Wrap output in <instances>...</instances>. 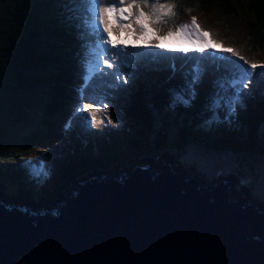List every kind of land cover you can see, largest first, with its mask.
Wrapping results in <instances>:
<instances>
[{
	"label": "trees",
	"instance_id": "obj_1",
	"mask_svg": "<svg viewBox=\"0 0 264 264\" xmlns=\"http://www.w3.org/2000/svg\"><path fill=\"white\" fill-rule=\"evenodd\" d=\"M162 1L175 5V16L152 25L157 35L195 17L200 29L211 33L209 42L222 38L252 56L255 61L249 63L238 59L247 67L264 65V0ZM91 40L78 0H0V191L11 200L49 207L88 175L121 172L142 158L169 154L175 164L183 155L182 166L174 165L193 169L199 180L206 178L194 167L218 163L215 175L219 171L224 178L246 179L252 191L247 197L255 202L252 184L264 186V87L255 75L254 83L242 89L248 95L242 96L236 114L229 116L225 96L234 91L229 73L215 74L209 60L202 65L200 81L189 87L200 63L191 58L209 52H164L172 59L144 56L134 67H125L128 83L119 80V88L105 90L108 108L96 114L95 127L80 121L68 127L77 115L92 123L88 113L76 112L94 99L82 98ZM221 81L229 82L227 89ZM216 93L219 98H210ZM94 107L102 108V103L97 100ZM214 118L219 122L207 123ZM44 158L56 164L54 169L46 170L47 177H33L26 164ZM257 192L262 193L260 188Z\"/></svg>",
	"mask_w": 264,
	"mask_h": 264
},
{
	"label": "water",
	"instance_id": "obj_2",
	"mask_svg": "<svg viewBox=\"0 0 264 264\" xmlns=\"http://www.w3.org/2000/svg\"><path fill=\"white\" fill-rule=\"evenodd\" d=\"M127 171L88 175L49 207L0 197V264H264V212L232 197L237 180Z\"/></svg>",
	"mask_w": 264,
	"mask_h": 264
},
{
	"label": "snow or ice",
	"instance_id": "obj_3",
	"mask_svg": "<svg viewBox=\"0 0 264 264\" xmlns=\"http://www.w3.org/2000/svg\"><path fill=\"white\" fill-rule=\"evenodd\" d=\"M81 10V18L85 35L94 42L90 47V52L87 57L86 67L84 69L85 88L82 91V98L87 99L90 95L94 97L92 103H84L82 107L77 108L76 112H86L92 118V123L89 124L88 116H74L68 124L71 127L76 121H80L84 127H95L96 114L107 110L108 105L103 103L106 97L107 89L119 88L120 84L117 81L122 80L123 83H128L129 74L125 73V67H134L139 58L150 56L153 58L172 59L174 57H165L164 52H181L187 54L189 51L204 54L205 52H213L218 48L224 54L238 55L236 50L229 47H224L219 41L209 42L208 37L211 33L202 31L193 17L190 23L177 26L175 31H168L165 36L161 37L156 32H152L151 38L149 33L152 25L166 23L165 17L175 16L174 4H161L159 0H78ZM149 8L146 14L143 9ZM124 32V40L128 43H123L119 35ZM116 34L117 39H111L112 34ZM134 39H129V37ZM153 40L156 42L153 43ZM173 41L170 44L164 41ZM215 46V48H214ZM156 48L161 51L156 53H141L136 51H128V48ZM115 49V51H112ZM115 57V60L111 58ZM191 59L200 61L197 64L193 79L189 84L193 85L200 81L202 76V65L209 60H223L226 62L227 70L230 74L231 85L234 86V91L225 96L227 100L228 114L234 116L236 107L241 104L242 96L248 95L243 93L242 89L249 88L253 84V76L264 87V65L252 63L249 67H244L236 61L230 59L228 55L216 57L214 55L193 56ZM243 59V57H240ZM116 61H119L118 63ZM247 63V62H246ZM115 66V71L104 72L102 68L111 69ZM262 70L255 73L257 68ZM228 81H225L227 89ZM190 95L194 98L195 91ZM99 100L102 103V108L94 107V103ZM176 100L188 105L189 101L182 96H177ZM220 107V103L216 104ZM109 123L112 120L109 119ZM219 122L218 118L210 120L207 123L212 124ZM31 170V174L35 178L47 177L42 159L36 164H26Z\"/></svg>",
	"mask_w": 264,
	"mask_h": 264
},
{
	"label": "rangeland",
	"instance_id": "obj_4",
	"mask_svg": "<svg viewBox=\"0 0 264 264\" xmlns=\"http://www.w3.org/2000/svg\"><path fill=\"white\" fill-rule=\"evenodd\" d=\"M167 2H169V1H162V0H159V3H161V4H167ZM143 11L147 14L148 12H149V8H144L143 9ZM166 18V17H165ZM191 22V20L189 21V22H186V23H190ZM186 23H182L181 25H183V24H186ZM153 29H155V27H153ZM152 29V26H151V31H150V33H149V38L152 36V32H154V30ZM158 29V28H157ZM160 29V28H159ZM121 41L124 43V36L126 35L124 32H121ZM129 39L131 40V39H134V37H129ZM217 41H219V42H221L222 44H223V46L224 47H229V48H233V47H231V46H229L230 45V43L227 45V42H225V41H222V38H220L219 40H217ZM231 42H233L234 44H236L234 41H232V40H230ZM91 42H93V40H91ZM173 41H171V40H169L168 41V44H170V43H172ZM142 48H135L134 50L136 51V52H139L140 50H141ZM235 49V48H234ZM151 50H153V51H155V50H159V49H156L155 48V50L153 49V48H149V49H147V53H149ZM237 50V49H236ZM145 51V50H144ZM143 51V52H144ZM218 51H219V49H218ZM238 52H240L241 50H237ZM142 52V51H141ZM241 52H243V51H241ZM244 53V52H243ZM211 54V53H210ZM224 54V53H223ZM211 55H213V54H211ZM224 55H231V54H224ZM238 56H243V57H245L248 61H255L253 58H252V56H250V55H248V54H244V55H239L238 54ZM113 60H115V58H113ZM236 60H238V59H236ZM117 63H118V61H116ZM257 62H262V61H260V60H257ZM213 64V63H212ZM210 65V67L211 68H213V65ZM240 65H243L244 67H247V65L246 64H244L243 62H240L239 63ZM114 68H115V66H114ZM223 68H225L226 70H227V67L226 66H223ZM79 69V68H78ZM115 71V70H114ZM259 83V82H258ZM185 91H186V93L188 94L189 92L185 89ZM212 94V92H210L209 94L207 93V96L209 97L210 95ZM210 98H213V99H216V98H219V96L217 95V93L216 94H214V95H212ZM254 102V101H253ZM107 113V112H106ZM110 114V111H108V115ZM62 155H64L63 153H62ZM143 160H147V161H143ZM183 162H184V159H183V155H180V160H179V162L177 163L176 162V164L177 165H181V164H183ZM43 163H44V167H45V169L46 170H50V171H52V169H54V167H55V163L54 164H52V163H49V159L48 158H44L43 159ZM164 164V167L166 166V167H168L170 170H173L174 169V167H175V158L173 157V155H169L168 154V156H166L165 157V155L164 154H162V155H160L159 157H157V158H154L153 159V157H148V158H142V159H140V160H138V161H136L135 163H134V165L133 166H131L130 167V170H128L129 172H132L133 170H134V168H138L139 166H143V167H148V170H149V172H152V171H159L162 167V165ZM175 164V165H174ZM182 166V165H181ZM218 163L217 164H208L207 165V163L206 164H203V165H197L196 167H194V169L196 170L195 172L197 173L198 172V175L199 174H201L202 176H204L206 179L205 180H199L200 182H201V184L204 186V185H206L207 183L209 184V185H211V184H215V185H217V184H221V182H223V175L224 174H222L221 172H217V174L215 175V171L218 169ZM224 168V167H223ZM179 169H180V172H182L183 173V175H186V177H190V174L191 173H194V170L193 169H191V168H187V167H185V168H180L179 167ZM186 169H189V171H190V173L189 172H187L186 171ZM224 170V169H223ZM127 171V172H128ZM260 171H263V170H260ZM126 172V173H127ZM120 173V172H119ZM226 175H232V173H230V174H228V173H225ZM214 175L216 176V180L215 179H213V177H214ZM234 176V175H233ZM235 177V176H234ZM190 178H192V177H190ZM195 178V177H194ZM230 178H232L233 180H237L234 184H233V186H234V189H233V194H232V197H235V196H238V195H240V194H243V195H245L246 194V196L247 195H251L252 194V191H249L248 190V188H247V183H246V179H240V178H238V177H235V178H233V177H231L230 176ZM196 179V178H195ZM197 180V179H196ZM244 180V181H243ZM246 183V184H245ZM75 186V185H74ZM261 186V187H260ZM252 187H253V197L255 198V203H257V204H261V202L262 203H264V201H263V199L262 198H264V186H263V184L262 183H259V184H257L256 186L254 185V184H252ZM74 188V187H73ZM258 188H260V191H262V193H260V192H257V189ZM6 190H7V192H9V188L6 186V188H5ZM71 190V189H70ZM8 194V193H7ZM260 200V201H259ZM263 206L262 207H264V204H262Z\"/></svg>",
	"mask_w": 264,
	"mask_h": 264
},
{
	"label": "clouds",
	"instance_id": "obj_5",
	"mask_svg": "<svg viewBox=\"0 0 264 264\" xmlns=\"http://www.w3.org/2000/svg\"><path fill=\"white\" fill-rule=\"evenodd\" d=\"M119 34H121V33H119ZM111 39L113 40V41H116V39H117V36L114 34V35H112L111 36ZM236 50V49H235ZM236 53H238L239 55H244V54H246V53H243V52H238L237 50H236ZM212 54V53H211ZM214 56H216V57H223L224 56V54H218V53H216V54H214ZM229 57H230V59L231 60H233V61H236L238 64L240 63V61L239 60H236V59H240V57H243V56H238V55H228ZM242 60V59H241ZM243 62H248L249 63V61L245 58V57H243V60H242ZM213 63V64H212ZM210 65L212 64L213 65V69L214 70H216V71H220V70H223V71H225V73H229L228 72V70H226L225 68H223V66H226V62L225 61H223V60H215V61H213V60H211V62L209 63ZM209 65V66H210ZM255 73H257V72H255ZM222 83L223 82H225V81H221ZM122 172V171H121ZM117 173H119V172H117ZM194 174V173H193ZM194 175H196V174H194ZM223 179H225V180H228V179H230L229 177L228 178H224V177H222ZM234 178V177H233ZM197 180H199L198 178H196ZM233 188H234V186L232 187V191H233ZM239 196V195H238ZM11 203V202H10ZM12 204H14V203H12ZM26 204H28V202H26ZM27 206V205H26ZM32 206V205H31Z\"/></svg>",
	"mask_w": 264,
	"mask_h": 264
},
{
	"label": "bare ground",
	"instance_id": "obj_6",
	"mask_svg": "<svg viewBox=\"0 0 264 264\" xmlns=\"http://www.w3.org/2000/svg\"><path fill=\"white\" fill-rule=\"evenodd\" d=\"M221 73H223V72H221V70L220 71H216L215 72V74H219V75H221ZM162 167L163 168H166V166L164 167V165H162ZM197 175V174H196ZM189 181H191L192 182V180H189ZM3 193H2V192ZM0 191V196L4 199V200H6V201H8V202H11V203H14V204H19V205H27V206H33V207H37L36 205H33V203H31V202H29V201H26V202H28V204H26V202H19V201H15V200H11V199H9L6 195H5V191H3V190H1ZM246 201V200H245ZM246 202H248V201H246ZM258 210H260V209H258Z\"/></svg>",
	"mask_w": 264,
	"mask_h": 264
}]
</instances>
